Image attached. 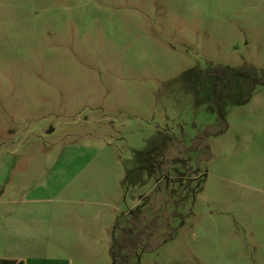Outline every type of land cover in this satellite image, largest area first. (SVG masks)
Segmentation results:
<instances>
[{"label":"rangeland","instance_id":"1","mask_svg":"<svg viewBox=\"0 0 264 264\" xmlns=\"http://www.w3.org/2000/svg\"><path fill=\"white\" fill-rule=\"evenodd\" d=\"M244 71L264 81V0H0V261L113 264L146 212L127 264H264Z\"/></svg>","mask_w":264,"mask_h":264},{"label":"trees","instance_id":"2","mask_svg":"<svg viewBox=\"0 0 264 264\" xmlns=\"http://www.w3.org/2000/svg\"><path fill=\"white\" fill-rule=\"evenodd\" d=\"M249 77H251V79L253 80V82L257 83V84H263L264 81H262L261 79V75L259 73H255V72H246ZM221 75H225L226 74V70H223L222 73H220ZM136 217V218H135ZM133 217L130 221H129V225H127L128 227L124 229V242L123 244H119V245H113V247L111 248V255H112V261L113 264H120L122 262V264H127L131 258L132 252L135 249V246H137L138 244H140V240H142V242L144 241H150L152 239V236L154 235L155 231L153 228H158V222H157V217H155V219H153V217L151 218V224L149 219L147 218L146 212H142L140 214V216H135ZM140 220V221H139ZM143 222V224H138L139 222ZM145 222V223H144ZM148 222V223H147ZM145 225V226H144ZM150 225V226H149ZM121 226V223L118 222L116 224V228L119 229ZM148 227H150L151 230H148ZM168 236V234H167ZM120 236H115L114 235V241H118ZM122 238V236H121ZM166 238H163L161 241H165ZM141 242V243H142ZM131 249V253L129 252V250H125V248H129ZM0 264H23L22 261H15V260H9V259H2L0 261Z\"/></svg>","mask_w":264,"mask_h":264},{"label":"flooded vegetation","instance_id":"3","mask_svg":"<svg viewBox=\"0 0 264 264\" xmlns=\"http://www.w3.org/2000/svg\"><path fill=\"white\" fill-rule=\"evenodd\" d=\"M246 72H249V71H244L243 72V75L246 76L247 78H249L253 82V80L251 79V77H249V75ZM225 76H226V74L225 75H221L220 73L219 74H212L211 73V77L210 78H211L212 85H216V81H217L218 78H225Z\"/></svg>","mask_w":264,"mask_h":264}]
</instances>
